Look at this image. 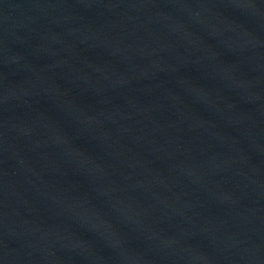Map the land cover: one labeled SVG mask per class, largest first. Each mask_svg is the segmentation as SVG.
<instances>
[{
    "label": "water",
    "instance_id": "obj_1",
    "mask_svg": "<svg viewBox=\"0 0 264 264\" xmlns=\"http://www.w3.org/2000/svg\"><path fill=\"white\" fill-rule=\"evenodd\" d=\"M0 264H264V0H0Z\"/></svg>",
    "mask_w": 264,
    "mask_h": 264
}]
</instances>
